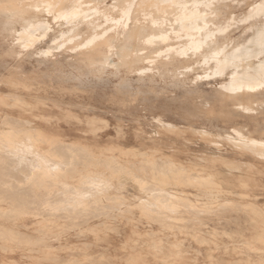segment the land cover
Returning <instances> with one entry per match:
<instances>
[{"label":"rangeland","instance_id":"obj_1","mask_svg":"<svg viewBox=\"0 0 264 264\" xmlns=\"http://www.w3.org/2000/svg\"><path fill=\"white\" fill-rule=\"evenodd\" d=\"M47 45L37 46L45 49ZM12 48L11 36L0 37V94L3 96L0 101V127H4L0 129V143L8 136L20 144L28 143L30 138L37 146L35 151L48 159L68 164H64L67 170L64 166L59 171L62 175L58 173L56 178L49 177L48 181L39 173L37 165L36 171L20 165L18 160L10 159L6 149L0 146V180H5L3 183L0 181V190L6 187L2 193L0 191V235L13 239L9 241L0 236V264H264V159H255L250 152L235 147L229 140V137L235 136L233 127L242 124L246 118L235 113L234 117L223 115L217 103L211 102L210 106L204 100L202 95L212 93L217 81L208 79L182 86L175 85L173 78H161L159 75L154 81L147 76L138 80L136 72H123L121 76H116L113 67L107 68L103 74L91 73L87 68H67L63 73H51L54 60L65 62L72 57L67 53L56 56L60 52L56 49L55 55L47 59L38 52L39 49L33 53H19L17 47L19 55L8 54L7 51ZM12 72L22 77H36L32 89L14 88L7 80ZM121 77L128 81H120ZM190 89L203 93L190 94ZM206 110H213L214 114L210 118L196 115ZM159 118L178 128L164 126ZM91 120L96 127L90 126ZM258 120L263 125V116ZM101 121L108 127H101ZM118 126L121 128L119 136L116 135ZM250 127L252 130L255 128ZM32 128L38 130H29ZM254 136L264 138L260 132L254 133ZM18 148L20 152L27 151L24 147ZM6 154L8 157H5ZM34 154V157L28 158H36L37 153ZM79 154L84 157H79ZM168 158L174 161L175 167L161 165ZM12 161H15L14 164ZM3 162L6 163L4 168L1 165ZM253 164L262 172L253 169ZM7 165L8 168H5ZM156 167L161 174L155 170ZM195 174L200 177L212 175V178L211 181H195L191 178ZM99 175H102V180L108 181V185L102 186L105 189L101 193L94 192L96 188L93 190L88 183V178ZM253 178L256 179L255 185H252ZM29 179L33 185L28 183ZM163 179L166 181L160 185ZM10 182H14L15 186L11 187ZM28 184L30 189L25 187ZM65 184L69 186L65 187ZM146 184L148 188L152 185L153 188L157 186L158 189L176 193L178 198H171L177 205L175 211L160 205H149L157 198H147L151 187L148 189ZM251 186L257 188L253 191ZM69 187L90 191L92 197L85 198V203L81 205L73 202L74 211L72 203L71 207L70 202H65V196H73ZM12 188L17 189H14L15 193ZM43 189H46V195ZM56 190L57 193L54 192ZM60 192L65 194L63 198ZM4 193L10 195L7 197ZM12 194H15V200ZM54 195L63 201L60 202ZM51 196L56 203L50 199ZM44 198L48 203L43 201ZM23 202L28 206L22 205ZM62 202L67 203L66 206ZM120 203L121 208L116 205ZM48 204L57 209L55 207L50 211L45 207ZM57 204H63L61 206L67 209V213L70 209L73 213L68 216L61 206L58 209ZM20 207L29 209L24 212ZM53 210L55 215L51 216ZM85 210L88 213H82ZM8 212L13 219L9 220ZM59 212H64V217L67 215L66 220ZM15 213L21 216L15 217ZM89 213H94L91 218ZM77 217L83 219L77 222L81 225L76 223V220L79 221ZM65 226L72 228H67L68 231ZM10 232L16 235L15 238ZM19 233L30 237L26 241V238L23 239L22 243L24 237L21 238ZM18 235L21 239L16 238ZM42 238L48 241L43 244Z\"/></svg>","mask_w":264,"mask_h":264},{"label":"bare ground","instance_id":"obj_2","mask_svg":"<svg viewBox=\"0 0 264 264\" xmlns=\"http://www.w3.org/2000/svg\"><path fill=\"white\" fill-rule=\"evenodd\" d=\"M261 3H264V0H0V37L4 38L5 36H11L13 38V48L7 51V53L11 55L18 54V51L19 53H21L22 51H25L27 53H33L35 52L34 50L39 49V46L37 45L47 43L48 45L46 46L45 49L38 50V52H40L41 55L44 56L45 58L49 59V57L54 56L56 49L60 51L59 53L56 54V56H58V54L60 53L61 54L67 53L72 57V60L65 61V62L61 60L59 61L54 60L52 68H51V73H63V72H66L67 68H73L77 70H81L82 68H87L88 71L91 73L103 74L107 71V68L113 67L115 69L114 73L116 76H121L123 72L124 73L136 72L139 75V77L137 78L138 80H143L144 76H147L150 81H154L156 80L155 76L159 75L161 78H164V77L173 78L175 81L174 82L175 85L179 84L182 86H185L187 84H197L199 81L213 79L217 81L216 88L212 93L203 94L202 96L204 97V100L207 103H209L210 106H211V102L217 103L221 108L220 113L223 115L234 117L233 114L235 113L247 119L242 124L239 123L240 125L238 126L235 125L233 127V133L235 134V136L229 137L230 142H232L235 147L239 149H243L245 152H250L252 156L255 157V159H264V152H262L259 147L254 148L252 146V142H255L256 146L264 144L263 137L254 136V133H258V132L261 133V136L264 135V123L262 125L261 122L258 120L260 119V116L261 117L263 116V119H264V61H262L259 58V48L258 47L254 46L252 51H250L248 47V41L252 39V36L248 35L249 30L253 27H259V23L255 25L248 23V27L245 28L244 24L240 22L243 19L247 23L246 18L253 4H261ZM245 5H247V7H245ZM256 20L257 22H259L260 17H256ZM245 36H247V39H245ZM16 47L19 48L18 51L15 49ZM7 80L16 89L31 90L33 84H35L36 82L35 81L36 77H32V76L22 77L20 76L19 73L12 72L7 77ZM120 81L127 82L128 80L123 79L121 77ZM188 93L198 94V93H203V92L190 89ZM2 99H3V96L0 94V101H2ZM40 104L42 103L40 102ZM231 107L233 108L231 109ZM213 114H214L213 110H206L204 112L196 113L198 117H205V118H210L209 116H212ZM159 120L163 123L164 126H167L168 128H178L177 125L171 122H164L160 118ZM10 121L12 120L10 119ZM91 121L93 122V120ZM27 122L28 121H26V123ZM102 122L103 121H101V124ZM250 125H252L255 128L252 130L251 129L252 127H250ZM3 128L4 127L2 128L0 127V129H3ZM29 130L33 131V130H38V129L32 128ZM11 138L12 137L8 136L7 139L3 140V142L0 143V146L4 147L6 151H8V152L5 151V153L9 155V158L13 157V159L18 160V163L20 165L24 164L27 166V168H30L32 171H36L35 166L37 165L40 168L39 173L42 176L46 177L47 180L49 177L56 178L59 171L66 164H68V162L66 161H65L66 162L65 164L64 162L62 163L57 160L48 159V157H44L41 153H39L38 151H35V148L37 146L34 143H32V139L30 138H29L28 143L24 142L22 144L17 143L16 140H12ZM18 147H24L25 149H27V151L23 150V152H20ZM34 153H37V157L34 159L32 158L29 159L28 156H33ZM62 153H65V152H62ZM7 154L5 157H8ZM75 154L77 153L75 152ZM62 156L64 159L65 154ZM79 157H81V155ZM4 162L1 164L2 166L3 164L6 165V163ZM34 162H38V164H35ZM16 163L17 161L15 162V164ZM165 164L171 167H175L174 161L169 158L164 160L161 165L164 166ZM16 165L18 167V164ZM157 165L158 164H156V166ZM13 167L15 168L16 166H13ZM152 167L153 166H151L150 169ZM251 167L253 169L260 170V168H258L255 164L251 165ZM5 168H8V165ZM64 168H66V166ZM15 170H17V168ZM155 170H157L160 173L157 167ZM195 170L196 169H194V171ZM172 171L175 172L177 170L173 168ZM18 172H21V171H18ZM258 172H262V171L260 170ZM8 173L9 172H7V174ZM16 174H17V171H16ZM60 174L61 173H59V175ZM154 175H155V172H154ZM156 175H158V173ZM99 176L91 177L90 179L88 178V181H89L88 183L91 184L93 190L96 188L94 192L100 191L101 193V191L105 189L102 186L108 185V181L102 180L101 179L102 175H99ZM8 177L10 176L8 175ZM27 177L28 176H26V178ZM10 178L9 179L7 178V179L10 180ZM191 178L195 181H202L203 179H205V181H211L212 175H208L206 177H200V175L195 174V175H191ZM4 179H5V176H4ZM249 179L252 180V178H249ZM30 180L31 179H29L28 183L33 185V183H31ZM189 180H190V177H189ZM0 181L2 182V179ZM4 181L5 180H3V182ZM165 181L166 179H163L162 181H160L159 184L161 185V182L165 183ZM244 181H247V180H244ZM42 182L45 183L44 181H41V183ZM13 183L12 185H10L11 187L13 186ZM102 183L103 184L105 183V185H103ZM249 183L246 184V186H248ZM57 184L59 183L57 182ZM84 184L86 185L87 182H85ZM253 184L254 185L256 184V179L254 178L252 181V185ZM19 185L20 184H18V186ZM66 185L67 184H65V187ZM146 185H147L146 187L148 188V184ZM10 186H7V187L11 188ZM68 186L69 185H67V187ZM25 187L26 188L29 187L30 189L29 184L28 186H25ZM150 187L151 189L148 190V192L144 188V190L147 192V195H148L147 198H152V199L157 198V199L155 200V202L150 203L149 205H153V206L160 205L163 208H166L168 210L171 209L175 211L174 209L177 207V205L173 203L171 198H178V195L176 193L161 189L159 186L158 187L160 189H158L157 186L153 188L152 185L151 186L149 185V188ZM259 187L260 186H258V188ZM3 188L6 189V187H3ZM63 188H64V185H63ZM70 188L71 187H69V190H70L69 192H72L74 197L71 196L73 197L71 198L68 196L66 198L64 193L63 195L65 196V199H66L65 202L67 203L70 202L71 207L73 205V202L77 203L78 205L85 203L84 202L85 198L86 199L89 198V196H91L92 194V192L90 191L87 192L84 190H79L77 188H74V189L72 188L70 189ZM86 188H87L86 190H88L87 186ZM108 188L109 187H107V189ZM254 188H257V187H252L250 189L253 190ZM2 189L0 190L1 193H2ZM14 189H13V192L15 193ZM90 189L91 188L89 187V190ZM10 191H6L5 193L7 194L11 193ZM20 191L22 190L20 189ZM26 191L27 190H25V193H27ZM44 191H45L44 195H46V189ZM106 191L108 192V190ZM54 192L57 193V190ZM5 193L3 195H5ZM59 194H56V195L59 196ZM9 195H5V196L8 197ZM14 195H13V200H15ZM63 195L61 193L62 198H63ZM22 196L21 198H23ZM52 196L50 199H53ZM210 196H214V195H210ZM24 198H26V196ZM55 198H59V197L55 196ZM68 198L70 201L68 200ZM198 198L200 197L198 196ZM50 199L48 197V200ZM17 200H20V199H17ZM30 200L29 201L27 200V202H31V201L34 202V200H31V201ZM48 200L45 201V198H44L43 201L48 203ZM55 200L53 199V201L56 203ZM60 200L61 199L59 198V201ZM24 202H26V200H24ZM142 202H145V199H142ZM67 203H64L65 206ZM19 204H15V205L16 206L18 205L19 207L20 206ZM49 204H48V207L45 206L49 210L54 209L56 207L55 206L51 208ZM121 204L122 203L116 204V205L118 206L120 205V208H121ZM22 205L28 206L27 203L26 204L24 203ZM43 205H47V204L44 203ZM146 205H148V203ZM60 206L58 207V209H60ZM29 207H30V204H29ZM29 207L28 208L25 207L27 209H24V210L28 211ZM32 207H34V205H32ZM61 207L63 208V206ZM103 207L105 209L106 206H103ZM20 208L23 210L22 207ZM73 208H74V205H73ZM101 208L102 207L100 206L99 211H101ZM111 208H114V207L112 206ZM30 209L32 208L30 207ZM56 209L57 207L55 208V210ZM62 210L66 211L65 213H67V209L65 210L63 208ZM81 210H80V214H81ZM117 210L119 211V209ZM43 211H44V208H43ZM74 211H76L75 208H74ZM77 211L79 210L77 209ZM128 211L130 210H127V212ZM29 212H31V210H29ZM38 212L37 213L34 212V213L39 214ZM68 212L73 213V210L71 211L70 209V211ZM84 212H86V210L83 211L82 213ZM9 213L10 212H8V214ZM45 213H46V209H45ZM53 213H54V210L51 213L52 215L51 214H48V215L49 216L55 215V213L54 214ZM59 213L61 214V218L63 217L65 220L67 218L66 216L70 214V213H67V215H65L66 217L65 218L63 215L64 212L63 214L62 212H59ZM20 214H16L15 217ZM60 214L58 215L60 216ZM74 214L76 215L77 213H74ZM5 215L6 213L4 214V216ZM71 215L72 217L74 216V218L76 217L73 214ZM92 215H90L89 213L88 215L89 218H91L90 216ZM83 216L84 215H82V218ZM72 217L70 219L73 222L74 220ZM7 218L9 217L7 216ZM79 218L77 217L78 220ZM82 218L80 220H83ZM93 218L94 217H92V220ZM11 219L13 218H11V215H10L9 220ZM46 219H49V218H47L46 216ZM80 220L79 221L76 220V223L80 222ZM72 222L70 223L72 224ZM70 223H67V224H70ZM77 224L81 225L80 223H77ZM77 224H75V227H77L76 226ZM83 224H84V221H83ZM67 228L65 226L66 230H68L69 228H72V226H70L68 229ZM9 229L8 230L6 229V230L9 231ZM0 232L2 233V230H0ZM41 232H42V229H41ZM58 234H62V232ZM1 235L3 237V234ZM10 235H13V234L11 233ZM15 236L13 235L14 238ZM8 237L10 238V236ZM8 237H5V238L7 239ZM22 237L24 236L21 235V238ZM27 237H24L21 239L18 235V237L16 238L21 239V242H22V240L25 238H26L25 239L26 241ZM10 240L13 241L12 237ZM30 240L31 239H29L28 241ZM36 240H38V238ZM43 241H44L43 244H45V241H48V240L43 239ZM21 242H18V243H21ZM30 242L32 243V240Z\"/></svg>","mask_w":264,"mask_h":264},{"label":"snow or ice","instance_id":"obj_3","mask_svg":"<svg viewBox=\"0 0 264 264\" xmlns=\"http://www.w3.org/2000/svg\"><path fill=\"white\" fill-rule=\"evenodd\" d=\"M247 7V5H245ZM256 17H260L259 22H257ZM247 23L245 20H241L240 22L244 24L245 28L248 27V23L257 24L259 23V27H253L249 30L248 35L252 36V39L248 41L249 50L252 51L253 47L256 46L259 48V58L264 61V3L261 4H253L252 8L248 12ZM247 39V36H245ZM91 127H96V124L90 122ZM101 127H108L106 124H101ZM121 134V129L119 126L116 129V135L119 136ZM238 135V134H237ZM252 146L259 147L262 152H264V144L259 146L255 145V142H252Z\"/></svg>","mask_w":264,"mask_h":264}]
</instances>
